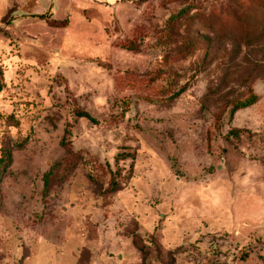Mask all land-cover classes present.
<instances>
[{
	"label": "rangeland",
	"instance_id": "1",
	"mask_svg": "<svg viewBox=\"0 0 264 264\" xmlns=\"http://www.w3.org/2000/svg\"><path fill=\"white\" fill-rule=\"evenodd\" d=\"M87 18L57 58L0 22V264H264V0Z\"/></svg>",
	"mask_w": 264,
	"mask_h": 264
},
{
	"label": "crops",
	"instance_id": "2",
	"mask_svg": "<svg viewBox=\"0 0 264 264\" xmlns=\"http://www.w3.org/2000/svg\"><path fill=\"white\" fill-rule=\"evenodd\" d=\"M138 0H0V22L10 19L11 29L25 35L35 47L49 56L57 58L62 49L69 45V33L75 26H86L94 21L87 18L98 11L102 17L108 15L119 16ZM32 16H45L40 19ZM99 16V15H98ZM100 17V16H99ZM47 21L63 22L59 26H51ZM57 236L55 237V243ZM49 247L40 243L37 250ZM35 252L23 264H62L69 255L76 254L77 248L69 242L62 250L49 251L44 255ZM52 253V252H51ZM73 253V254H72ZM59 255V257H58ZM27 262V263H26ZM65 264H77V256Z\"/></svg>",
	"mask_w": 264,
	"mask_h": 264
},
{
	"label": "trees",
	"instance_id": "3",
	"mask_svg": "<svg viewBox=\"0 0 264 264\" xmlns=\"http://www.w3.org/2000/svg\"><path fill=\"white\" fill-rule=\"evenodd\" d=\"M32 17H37V18H40V19H43L45 18V16H32ZM48 24H50L51 26H59L61 24H64L63 22H60V23H56L55 21H47ZM256 100V97L255 96H251L249 100L245 101L244 103H237L235 104L232 109H231V113H234L235 111L239 110V109H242V108H245L251 104H253ZM76 116L80 117V118H86L88 120H90L91 122H96L95 119H93L92 117H90L88 114L82 112V111H77L76 112ZM232 132H236V131H232ZM67 152L68 153H71L72 155V151L70 149H67ZM6 162H9L11 157L10 155H6ZM59 163L60 162H57L55 163L51 169H49L44 175H43V182H44V190H47L48 187H49V184H50V181H51V178L53 177L54 175V172L56 170H58L59 168ZM111 174V173H110ZM119 181L115 178V176H113L111 174L110 178H109V182L104 190V193H108V194H112V193H115L116 191L119 190ZM77 264H78V259H77Z\"/></svg>",
	"mask_w": 264,
	"mask_h": 264
}]
</instances>
